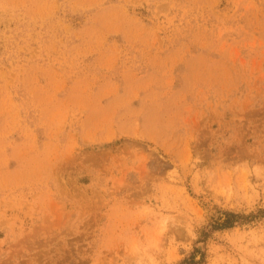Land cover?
<instances>
[{"label":"rangeland","instance_id":"1","mask_svg":"<svg viewBox=\"0 0 264 264\" xmlns=\"http://www.w3.org/2000/svg\"><path fill=\"white\" fill-rule=\"evenodd\" d=\"M0 264H264V0H0Z\"/></svg>","mask_w":264,"mask_h":264},{"label":"trees","instance_id":"2","mask_svg":"<svg viewBox=\"0 0 264 264\" xmlns=\"http://www.w3.org/2000/svg\"><path fill=\"white\" fill-rule=\"evenodd\" d=\"M235 217L234 214L228 213L224 220L216 226L217 229H226L232 226V218Z\"/></svg>","mask_w":264,"mask_h":264}]
</instances>
